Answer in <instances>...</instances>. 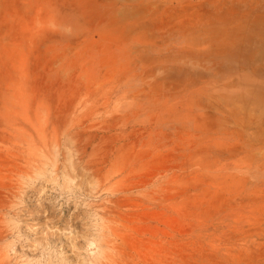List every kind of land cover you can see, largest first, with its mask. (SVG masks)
I'll use <instances>...</instances> for the list:
<instances>
[{
	"label": "rangeland",
	"instance_id": "1",
	"mask_svg": "<svg viewBox=\"0 0 264 264\" xmlns=\"http://www.w3.org/2000/svg\"><path fill=\"white\" fill-rule=\"evenodd\" d=\"M0 264H264V0H0Z\"/></svg>",
	"mask_w": 264,
	"mask_h": 264
}]
</instances>
